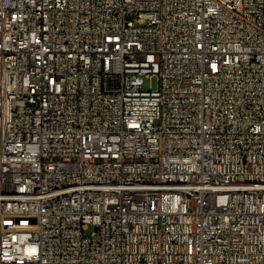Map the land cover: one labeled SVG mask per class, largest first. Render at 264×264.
<instances>
[{
  "label": "built area",
  "instance_id": "obj_1",
  "mask_svg": "<svg viewBox=\"0 0 264 264\" xmlns=\"http://www.w3.org/2000/svg\"><path fill=\"white\" fill-rule=\"evenodd\" d=\"M0 264H264V0H0Z\"/></svg>",
  "mask_w": 264,
  "mask_h": 264
},
{
  "label": "rangeland",
  "instance_id": "obj_2",
  "mask_svg": "<svg viewBox=\"0 0 264 264\" xmlns=\"http://www.w3.org/2000/svg\"><path fill=\"white\" fill-rule=\"evenodd\" d=\"M149 85H150V81L147 80L146 81V86L149 87ZM151 85H152L153 88H156V81H155V79L151 82Z\"/></svg>",
  "mask_w": 264,
  "mask_h": 264
}]
</instances>
